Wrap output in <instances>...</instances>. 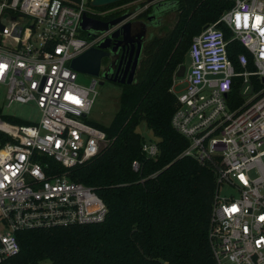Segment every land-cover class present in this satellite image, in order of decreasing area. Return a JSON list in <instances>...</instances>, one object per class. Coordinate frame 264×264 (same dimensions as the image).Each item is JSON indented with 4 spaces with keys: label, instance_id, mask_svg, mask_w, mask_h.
Returning <instances> with one entry per match:
<instances>
[{
    "label": "built area",
    "instance_id": "2783aa9c",
    "mask_svg": "<svg viewBox=\"0 0 264 264\" xmlns=\"http://www.w3.org/2000/svg\"><path fill=\"white\" fill-rule=\"evenodd\" d=\"M169 1V0H167ZM233 7L195 36L173 129L189 142L184 155L216 177L209 242L218 264H264V0ZM88 0H0V88L8 107L34 103L39 122L0 117V264L17 254V232L102 223L108 208L97 192L71 180L70 170L97 156L105 131L88 123L98 80L79 83L75 58L111 33L81 30ZM231 32L227 39L219 28ZM238 42L239 70L229 55ZM4 114V113H3ZM86 116V117H85ZM155 159L156 141L142 144ZM44 159L52 160L56 166ZM139 173L141 163L132 162ZM238 195H221L223 186Z\"/></svg>",
    "mask_w": 264,
    "mask_h": 264
},
{
    "label": "trees",
    "instance_id": "16d2710c",
    "mask_svg": "<svg viewBox=\"0 0 264 264\" xmlns=\"http://www.w3.org/2000/svg\"><path fill=\"white\" fill-rule=\"evenodd\" d=\"M167 4L176 15L175 26L148 42L138 82L125 86L110 125L87 121L106 132L107 144L97 156L70 170L71 180L92 187L105 202L106 219L90 225L21 230L16 234L19 252L1 264H218L209 242L215 173L209 165L184 155L189 142L172 127L178 101L170 86L193 38L216 23L234 2L169 0ZM120 14L112 11L103 16L113 20ZM219 28L231 38L226 25ZM240 52H245L242 45L230 44L237 70ZM0 117L30 124L3 114L2 109ZM143 122L157 139L160 153L155 159L142 152L145 140L138 128ZM0 140L8 138L0 133ZM134 160L141 163L139 173L132 169Z\"/></svg>",
    "mask_w": 264,
    "mask_h": 264
},
{
    "label": "rangeland",
    "instance_id": "374dc122",
    "mask_svg": "<svg viewBox=\"0 0 264 264\" xmlns=\"http://www.w3.org/2000/svg\"><path fill=\"white\" fill-rule=\"evenodd\" d=\"M139 4L136 2H125L121 4L119 7L110 8L106 11L94 9L90 6V0H88V12L92 13L94 11H98L97 13H101L105 15L112 11H120L121 14H125L130 12V9H136ZM174 13V12H173ZM173 13L167 14L165 18V24L159 30L152 29L151 32L155 33V35H165L168 32L172 31L175 23H176V15ZM120 14V15H121ZM119 15V16H120ZM210 26V25H209ZM208 27V26H207ZM191 46V45H190ZM189 46V47H190ZM187 47L185 53L183 54L182 64L179 65L172 77V84L170 86V91L174 89L177 93L180 92L184 86L181 85L180 81L177 80L176 74L179 71L181 66H187V68L191 65V60L189 58V50ZM95 79L89 75L79 73V83L83 85H90L92 81ZM98 80V79H97ZM98 96L94 103V106L88 115V119L93 124H96L99 127H107L112 122L115 114L120 109V98L124 92H126L125 86H119L115 84L105 83L103 85L100 84L98 80L97 86ZM172 92V91H171ZM174 94V93H173ZM175 95V94H174ZM0 109H2L5 115L15 116L29 123L39 122L41 119V111L37 107L36 104H14L8 107V102L6 100V89L0 88ZM138 132L143 136L146 142L156 141L157 139L153 136L151 130L147 127V124L143 122L138 128ZM221 195H238L237 190L230 186H223L221 189Z\"/></svg>",
    "mask_w": 264,
    "mask_h": 264
},
{
    "label": "flooded vegetation",
    "instance_id": "af4514ba",
    "mask_svg": "<svg viewBox=\"0 0 264 264\" xmlns=\"http://www.w3.org/2000/svg\"><path fill=\"white\" fill-rule=\"evenodd\" d=\"M139 4L136 9H130L131 17L128 22L132 23L131 34L127 36L125 42L122 37L113 38L109 43L107 53L109 58L103 60V66L106 67V76L102 75L100 82L115 84L119 86H129L138 82V73L145 56V50L148 42L156 36L151 32L152 29L159 30L165 24L167 14L173 13L168 11L169 4L167 0H134ZM98 11L92 12L94 19L110 22L112 20L104 19V16ZM175 14V13H173ZM121 16V15H120ZM119 17V16H118ZM147 25L146 36L142 39L139 34L142 25ZM100 36V35H99ZM188 68L185 65V74Z\"/></svg>",
    "mask_w": 264,
    "mask_h": 264
},
{
    "label": "water",
    "instance_id": "95a60500",
    "mask_svg": "<svg viewBox=\"0 0 264 264\" xmlns=\"http://www.w3.org/2000/svg\"><path fill=\"white\" fill-rule=\"evenodd\" d=\"M124 1L127 0H90V6L94 9H102ZM130 17V13H125L110 22H103L85 14L81 23V30L87 34L89 39L111 33L98 45L75 58L72 63V68L96 79H101L102 75L106 76L107 69L102 63L105 58H109V54L107 53L109 43L113 38L119 37H122V41L125 42L127 36L131 34L132 23L128 22ZM142 26L139 37L143 39L146 36L147 25L144 24ZM184 76L185 66H181L176 77L181 79ZM100 84L103 85L105 82L101 81ZM129 85H132L131 81H129Z\"/></svg>",
    "mask_w": 264,
    "mask_h": 264
}]
</instances>
